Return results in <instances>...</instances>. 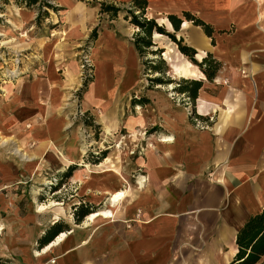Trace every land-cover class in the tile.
Masks as SVG:
<instances>
[{
	"label": "crops",
	"instance_id": "0c3cea01",
	"mask_svg": "<svg viewBox=\"0 0 264 264\" xmlns=\"http://www.w3.org/2000/svg\"><path fill=\"white\" fill-rule=\"evenodd\" d=\"M148 1L147 17L157 18L169 32L175 30L164 13L182 15L183 11L214 28V43L201 27L188 20L177 32L183 33L197 51L198 61L210 53L222 63L217 77L204 83L196 101L199 106L195 115L205 120L206 127H197L184 112H166L162 137L174 140L157 142L155 148H148L145 156L136 163L132 161L129 167L133 177L139 171L146 173L145 187L135 190L123 207L124 201L121 203V209H115L114 221L104 223L97 219L77 229L89 221L92 213L106 209L101 206L110 197L108 190L122 189L127 182L119 174V179L113 181L97 172L91 175L93 179L85 181L81 195L73 196L71 203L73 215L81 204L89 206L91 213L81 221L75 220L76 227L52 220L40 227L35 238L38 246L55 223L62 227L60 233L69 234L64 244L55 246L47 255L37 258L29 248L25 249L33 262L51 264L50 258L55 257L54 264H230L239 251L240 233L264 211V0ZM165 39L164 34L154 32L153 41L156 48L164 49L162 58L173 78L207 80L199 66L177 49L176 43ZM97 41L103 72L101 80L97 72L96 83L107 89L108 96L112 93L107 86H111L113 93L117 86L126 90L130 83L121 79L125 80L128 71L137 68L138 52L133 42L114 29L101 33ZM178 70L181 76L176 74ZM207 85L219 88L220 94L207 93ZM16 106L15 100L0 108V123L4 127L17 123L10 108ZM30 106L34 108L28 110H39L35 104ZM6 110L10 112L4 113ZM36 121L34 118V124ZM116 126L106 125L105 133H113ZM14 133L18 134L17 129ZM44 134L53 137L57 133L48 127ZM55 155L62 161L58 153ZM66 156L75 160L67 164L75 167L65 175L70 182L85 169L76 162V156ZM116 159L107 156L98 167L110 171L106 167L114 165L120 171L116 165L120 158ZM85 163L88 170L99 165L88 160Z\"/></svg>",
	"mask_w": 264,
	"mask_h": 264
},
{
	"label": "rangeland",
	"instance_id": "374dc122",
	"mask_svg": "<svg viewBox=\"0 0 264 264\" xmlns=\"http://www.w3.org/2000/svg\"><path fill=\"white\" fill-rule=\"evenodd\" d=\"M100 1L106 0H42L30 8L22 1L8 0L6 4L0 1V108L16 100L17 106L10 108L18 119L7 128L0 123L2 136L11 140L6 146L0 144V225L4 228L0 234V257L7 264L40 263L33 262L24 251L29 248L34 257H40L35 256L40 246L35 238L39 228L49 220L76 227L71 209L73 196L81 195L85 181L93 179L91 175L97 172L110 181L119 179L111 171L117 169L114 165L106 167L111 172L99 168L101 163L88 170L87 160L98 161L103 152L110 159L120 158L116 165L127 179L122 189L132 194L121 204L123 207L135 190L146 185V173L139 171L133 177L129 167L132 161L136 163L145 156L148 148H155L162 141L166 112H184L197 127H206L205 120L195 115L199 103H193L177 90L181 79L173 78L167 62H162L161 56L153 55L151 50L144 55L137 53V68L128 71L125 80L121 79L130 83L126 90L117 86L114 94L111 86H107L112 93L108 96L107 89L96 83L97 72L98 80L103 72L98 52L96 57L92 56L93 50L98 49L97 37L114 29L133 42L139 31L125 20V11L116 19L100 14ZM164 16L168 17L165 13ZM174 35L189 45L183 33ZM165 36V41L174 42ZM177 49L180 51L178 45ZM151 66L166 71L156 72ZM206 87L207 93L220 94L219 88ZM136 99L145 103L135 106ZM30 104L37 105L39 110H28ZM34 118L38 119L37 124ZM2 119L1 116V122ZM111 124L117 128L113 133L108 130L105 133L106 125ZM48 127L57 134L46 136ZM16 129L18 134L14 133ZM39 136H43L41 141ZM17 144L33 157L32 161L14 153ZM58 151L73 154L85 169L70 182L65 175L71 165L53 157ZM109 201L108 196L101 208H107ZM41 205L48 208L38 211ZM114 219L97 221L108 223ZM91 223L86 220L77 229ZM66 241L67 237L57 247ZM55 261V257L50 258L51 264ZM258 264H264V256Z\"/></svg>",
	"mask_w": 264,
	"mask_h": 264
},
{
	"label": "trees",
	"instance_id": "16d2710c",
	"mask_svg": "<svg viewBox=\"0 0 264 264\" xmlns=\"http://www.w3.org/2000/svg\"><path fill=\"white\" fill-rule=\"evenodd\" d=\"M0 1L4 4L8 3V0ZM20 1L25 3L29 8L35 6L39 2H42V0H17V2ZM98 5L100 8L99 13L107 14L111 19H116L122 12H126V15H124L125 20H128L132 25L139 29V31L135 34L133 41V44L139 54L144 55L146 51L151 50L153 55H159L162 58L164 50L156 48V44L153 41L154 32H158L170 36L179 46L180 51L194 64L200 67L208 81L212 82V80L217 77L218 72L222 67V63L219 60L214 58L212 54L208 53L203 61H197V51L193 47L184 44L183 38L177 39L176 35H174L181 30L184 20H188L193 23V25L201 27L205 34L213 39L214 43V28L210 23L205 22L200 17L189 11H183L182 15L169 13L168 19L171 21L175 30V32L170 33L165 30L164 26L159 25L155 18L147 17L146 12L149 8L148 0H106L100 1ZM160 60L165 63L163 58ZM151 67L156 72L166 71L154 66ZM203 87L204 80L182 78L179 82V88L177 90L182 94H186V97L194 103L197 101L199 92ZM144 103L145 102L141 101V99H136L135 106H141ZM103 153L102 158L98 159V161L88 160V162L99 164L107 157L106 152ZM74 169L75 167L71 165L67 174H71ZM90 213L89 206L86 207L85 204H81L76 207L74 215L77 221H81L84 216H87ZM61 231L62 227H59V224L55 223L49 232L41 238V248L53 241ZM237 244L239 246L238 254L235 260H233L230 264H258L260 262L261 258L264 256V211L253 217L248 222L240 233ZM5 263L7 264V262L0 257V264Z\"/></svg>",
	"mask_w": 264,
	"mask_h": 264
},
{
	"label": "bare ground",
	"instance_id": "6f19581e",
	"mask_svg": "<svg viewBox=\"0 0 264 264\" xmlns=\"http://www.w3.org/2000/svg\"><path fill=\"white\" fill-rule=\"evenodd\" d=\"M64 35L66 36L67 33H65ZM97 52H98V49L95 48V50H93V55H92L93 58L97 56ZM176 72H177L176 73L177 75L181 76V74H182L181 71L178 70ZM15 74H16V72H15ZM172 87H173V85H172ZM138 109H141V108L139 107ZM173 140H174L173 138L165 137V138L162 139V142H168V141L172 142ZM10 141H11L10 138H6V137L2 136V134L0 132V144L2 146H6L8 143H10ZM14 153L17 154V155H20L23 158V160H25V161H32V159H33V157H31L27 153H25L24 149L18 144L14 148ZM58 153H59L62 161L64 160L67 163H70L71 161L75 162V160H70L65 154H63V153H61L59 151H58ZM83 153H84V149H82L80 151V159H81V155ZM53 157L54 158L56 157L55 153H53ZM86 167L89 168L88 165H86ZM111 171L122 176V174H120V171L118 169H113ZM123 180L125 181L124 178H123ZM107 193L110 195L109 206L106 209H101L99 211H96V212L92 213L89 216V220L94 221V220H97L99 218H104V219H112V218H114L115 217V209L119 208L121 203L126 199V197L129 195L130 192L128 191V189H118L116 191L108 190ZM47 208L48 207H46L45 205H41L40 209L38 211L42 212V211H45ZM3 229L4 228L0 226V234L2 233ZM68 234H69L68 232L67 233L66 232L61 233L57 237V239H55L49 245L44 247L43 250H39L37 252V255L38 256L47 255L52 250V248H54L55 246L59 245L62 241H64L65 238L68 236ZM52 263H55V262H52Z\"/></svg>",
	"mask_w": 264,
	"mask_h": 264
},
{
	"label": "water",
	"instance_id": "95a60500",
	"mask_svg": "<svg viewBox=\"0 0 264 264\" xmlns=\"http://www.w3.org/2000/svg\"><path fill=\"white\" fill-rule=\"evenodd\" d=\"M177 38H178V39H181L182 37L178 36ZM196 59H197V58H196Z\"/></svg>",
	"mask_w": 264,
	"mask_h": 264
},
{
	"label": "built area",
	"instance_id": "2783aa9c",
	"mask_svg": "<svg viewBox=\"0 0 264 264\" xmlns=\"http://www.w3.org/2000/svg\"><path fill=\"white\" fill-rule=\"evenodd\" d=\"M140 214V211H139V213H138V215Z\"/></svg>",
	"mask_w": 264,
	"mask_h": 264
}]
</instances>
